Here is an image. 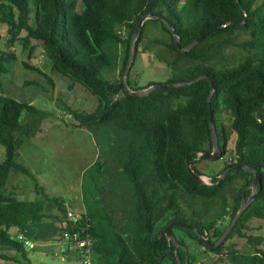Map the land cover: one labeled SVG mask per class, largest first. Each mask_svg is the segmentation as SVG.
Masks as SVG:
<instances>
[{"label":"trees","instance_id":"trees-1","mask_svg":"<svg viewBox=\"0 0 264 264\" xmlns=\"http://www.w3.org/2000/svg\"><path fill=\"white\" fill-rule=\"evenodd\" d=\"M34 3L32 26L31 0H0V21L8 26L10 42L19 41L25 47L39 42L55 72L74 85H82L98 100L94 112L71 111L79 127L93 133L102 144L100 149L106 158V161L99 158L91 167L83 187L85 213L92 225L88 231L95 241L94 264H178L177 258L183 264H208L207 259L212 264H264L261 249L242 253L229 243L234 238L257 246L264 242L263 236L251 233L250 226L253 220L264 221V0H34ZM148 14L166 20L180 36L182 47L210 32L192 51L182 53L164 21L148 20L142 27L135 58L136 61L148 24L159 26L170 38L155 40L171 56L167 62L172 76L167 84L209 76L216 87L210 103L209 80L178 88H156L145 97L127 93L123 77L131 39L141 18ZM229 22L234 24L219 28ZM123 29L128 30L127 38L122 36ZM230 48L238 52L236 57L226 54ZM30 51L33 52V47ZM121 53L124 61L119 79L105 78L106 71L118 68L113 66V55L121 57ZM14 58V54L0 53V85L7 65ZM129 87L133 91L144 89L133 87L130 76ZM210 107L222 150L220 160L229 154L231 139L229 129L218 121L223 111L229 113L230 129L236 135L235 158L225 161L227 164L218 172H203L196 167L201 161H195L199 153L213 150ZM24 113L26 123L22 122ZM48 115L32 104L0 96V145L6 151V159L0 163V248L20 253L23 263L7 255H0V260L30 264L27 240L61 238L67 229V212L60 201L52 200L58 203L66 221L51 229L45 219L59 217L45 214V209L50 211L45 202L19 200L4 191L12 172L32 176L18 162L20 150L26 138L40 131ZM186 159L192 162L198 175L211 178L212 184L233 165L255 167L262 184L255 200L220 247L211 248L194 231L174 227L173 235L180 244L175 253L177 247L172 241L166 236L159 238L170 223H186L216 243L235 219L243 197L249 199L252 195L248 187L255 179L253 173L232 170L218 186L201 184L189 173ZM107 161L113 165L112 171ZM111 175L113 200L120 193H128V188L125 190L128 186L133 199L129 210L121 209L120 218H116L114 201L106 204L104 200L103 183ZM85 217L82 222L86 226ZM19 234L24 235L21 241H17ZM187 240L199 244L203 250L196 256Z\"/></svg>","mask_w":264,"mask_h":264},{"label":"rangeland","instance_id":"rangeland-1","mask_svg":"<svg viewBox=\"0 0 264 264\" xmlns=\"http://www.w3.org/2000/svg\"><path fill=\"white\" fill-rule=\"evenodd\" d=\"M31 25L35 24V3L31 0ZM128 30H122V36L128 37ZM23 33L21 36L24 37ZM8 26L0 21V53L14 54L15 58L7 65L8 71L2 75L0 96L10 97L20 102H26L48 112V117L42 121L40 131L30 138H26L20 150L18 162L26 167L32 176L12 172L5 188V193L27 202H45L47 208L57 215L60 213L59 205L52 200H58L64 208L80 216L84 201L83 187L89 170L102 158L106 161L103 151L94 134L79 127V123L72 116L71 111L91 113L98 105L95 96L89 93L82 85L73 84L65 76L55 72L52 62L47 58L39 42H33L27 46L21 42L11 43ZM162 38L169 40V36L161 31L159 26L148 24L146 37L139 47V54L130 72L131 84L140 88L147 85H165L172 76V69L168 66L167 59L171 56L162 46L155 44V40ZM168 42V41H166ZM33 47V52L30 49ZM149 49V50H147ZM147 50V51H146ZM226 54L231 58L238 55L235 49H227ZM113 66L116 69L106 71L105 78L119 79L123 67L124 56L113 55ZM108 72V73H107ZM27 114L24 113L22 122L26 123ZM220 125H224L231 133L227 156L217 159L216 162L203 159L196 167L205 172L208 170L218 172L227 164V160L235 158L236 135L230 127L232 119L229 113L223 111L218 116ZM6 159V151L0 145V163ZM199 162V161H197ZM108 166L113 165L107 161ZM112 175L110 176V178ZM108 178L105 182V203L113 202L111 187L114 178ZM205 181L211 183V178L205 176ZM128 193H120L114 201L117 206L116 218L121 217V209L128 208L132 204L129 186ZM113 201H112V200ZM68 211V212H69ZM188 211V208H187ZM51 211L45 209V214ZM81 217V216H80ZM229 223V215L226 217ZM47 225L50 220L45 219ZM89 221L85 218V222ZM252 234L264 237V221L253 220L250 223ZM15 232V231H13ZM12 232V233H13ZM16 233H13L15 235ZM21 241V240H19ZM190 244V240H187ZM36 246L33 249L26 245L27 257L30 264H79L78 252L72 251L65 254L61 250L59 236L49 240L36 241L30 238V243ZM233 243L242 253H255L256 249L264 252V242L260 245H251L245 239L234 238ZM26 244V243H25ZM192 251L197 256L202 250L197 243H191ZM0 255L15 257L23 263L22 256L16 251L0 248ZM213 255H211L212 257ZM208 264H212L207 259ZM26 263V262H25ZM0 264H19L14 261L1 259ZM199 264V263H198ZM224 264H227L225 262Z\"/></svg>","mask_w":264,"mask_h":264},{"label":"water","instance_id":"water-1","mask_svg":"<svg viewBox=\"0 0 264 264\" xmlns=\"http://www.w3.org/2000/svg\"><path fill=\"white\" fill-rule=\"evenodd\" d=\"M245 16H247L246 13H245ZM156 19H161L162 21H164L166 26L170 29V31L174 35V39H175L177 49L182 53H188V52L192 51L195 47H197L201 42H203L210 35V32H208V33L202 35L200 38L193 41L187 47H182L180 36L176 33V31L172 27H170V24L166 20H164L163 18H161L159 16H154L152 14H148V15L143 16L141 18V20L139 21V23L137 24L136 29H135L133 36H132V39H131V50H130L129 60H128V64H127V67H126V70L124 73V77H123V81H124V85H125V89H126L127 93H129L132 96H136V97H145V96H148L151 92H153L156 88H162V89L178 88V87H184V86L192 85V84L199 82L201 80H209L211 83V91H210V95H209L207 101H208V103H210L211 98L214 95L216 87L214 84V80L212 78H210L209 76H206V75L199 77L198 79H196L194 81H190V82H181V83H173V84H165V85H151L148 88L140 89L138 91H133L130 89V87H129V76H130V72L132 70V67L135 63V58H136V53H137V43H138V40L141 36L142 27L144 26L146 21L156 20ZM233 24H234L233 22H229V23H226V24L220 26L219 28H226V27L233 25ZM210 128H211V132H212L213 150L210 153L209 152L199 153L198 156L195 158V161H200L203 159L217 160V159H221V157H222V150H221V147H220L219 141H218L216 123L214 120V113H213V110L211 107H210ZM186 166H187L189 173L198 182H200L201 184L208 185V186L220 185L232 170L247 171V172L253 173L255 175V179H254L253 183L251 184V186L248 187V189L252 190V195L250 196L249 199H246L245 197H243L241 207H240L235 219L233 220L231 225L228 227V229L226 230L224 235L216 243H212L209 238L201 235L197 228L191 227L190 225H188L186 223H182V222L170 223L169 226L165 229V231L163 233L160 234V237H159V238H162V237L166 236V238L169 241H172L175 244V246L177 247L174 249L175 253H177L178 247L180 246V244L176 241V239L173 235V228L174 227H182V228H187V229L197 233V235L199 236L201 241L205 242L211 248H218L227 239L228 235L231 233V231L233 230V228L235 227V225L239 221L240 217L244 213V211L255 200L257 193H258L259 186H261V184H262L261 179H260L258 172H257L255 167L246 166V165H233V166L227 168L222 173V175L219 177V181L216 184H212V183L205 181V179H204L205 176L198 175L193 170L192 162H188V159H186ZM17 241H19V240H17ZM177 261H178V264H183L180 261V259H178V258H177Z\"/></svg>","mask_w":264,"mask_h":264},{"label":"built area","instance_id":"built-area-1","mask_svg":"<svg viewBox=\"0 0 264 264\" xmlns=\"http://www.w3.org/2000/svg\"><path fill=\"white\" fill-rule=\"evenodd\" d=\"M68 223L67 229L62 232L60 240L66 245L68 252H78L80 256L79 264H94V237L88 231L91 228L89 221L86 226L82 222V217L76 216V213L71 211L67 212ZM81 227V231L79 230ZM77 228V230H75ZM19 240L24 239L23 234L17 236Z\"/></svg>","mask_w":264,"mask_h":264},{"label":"crops","instance_id":"crops-1","mask_svg":"<svg viewBox=\"0 0 264 264\" xmlns=\"http://www.w3.org/2000/svg\"><path fill=\"white\" fill-rule=\"evenodd\" d=\"M50 211H51V214H53L54 216H57V217H59V219H56V220H53V219H50L49 218V220H50V223H49V225H50V228L51 229H53L55 226H59L60 224H61V222H65L66 221V219H65V216L64 215H62L61 213H59L58 215H57V213H54V211L53 210H51L50 209ZM65 211L66 212H68L69 210L67 209V208H65ZM72 211V210H71ZM86 209H85V206L83 205V210H82V212H79V213H77V214H79L81 217H83V216H86L85 218H89L87 215H86ZM90 219V218H89ZM53 222H54V224H53ZM59 243L61 244V250H62V252L63 253H65V254H69V252L67 251V249H66V245L64 244V243H62V241L60 240V238H59ZM32 244H33V247H32ZM26 245H29L30 247H32L33 249L35 248V244L34 243H30V241H28L27 240V242H26Z\"/></svg>","mask_w":264,"mask_h":264},{"label":"bare ground","instance_id":"bare-ground-1","mask_svg":"<svg viewBox=\"0 0 264 264\" xmlns=\"http://www.w3.org/2000/svg\"><path fill=\"white\" fill-rule=\"evenodd\" d=\"M63 243V242H62Z\"/></svg>","mask_w":264,"mask_h":264},{"label":"clouds","instance_id":"clouds-1","mask_svg":"<svg viewBox=\"0 0 264 264\" xmlns=\"http://www.w3.org/2000/svg\"><path fill=\"white\" fill-rule=\"evenodd\" d=\"M19 240V239H18Z\"/></svg>","mask_w":264,"mask_h":264}]
</instances>
